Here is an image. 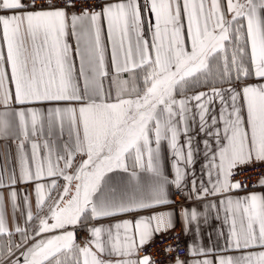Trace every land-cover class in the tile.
<instances>
[{"label":"snow or ice","instance_id":"1","mask_svg":"<svg viewBox=\"0 0 264 264\" xmlns=\"http://www.w3.org/2000/svg\"><path fill=\"white\" fill-rule=\"evenodd\" d=\"M257 166L264 0H0V264H264Z\"/></svg>","mask_w":264,"mask_h":264},{"label":"built area","instance_id":"2","mask_svg":"<svg viewBox=\"0 0 264 264\" xmlns=\"http://www.w3.org/2000/svg\"><path fill=\"white\" fill-rule=\"evenodd\" d=\"M264 171V166H257L253 168H245L240 176H237L236 179H242L243 177H249L247 183L250 185V189L252 190L259 186L257 181L259 180V173ZM174 199L184 202L181 195L178 193L174 196ZM82 238V232H77L78 241ZM179 245V251L173 252L171 255L165 253V248L169 245ZM145 253H151L153 259L155 260V264H164L172 260L175 256L179 255L180 257H184L187 254L186 241L184 232L181 228H176L174 231H170L168 233L162 234L154 239L148 246L144 248Z\"/></svg>","mask_w":264,"mask_h":264},{"label":"crops","instance_id":"3","mask_svg":"<svg viewBox=\"0 0 264 264\" xmlns=\"http://www.w3.org/2000/svg\"><path fill=\"white\" fill-rule=\"evenodd\" d=\"M202 90H204V89H202ZM181 139H183V138H181ZM167 157H168V159H167V163H166V170L168 171V173H169V175H170V178H171V176L173 175V170H172V168H171V163H172V161H171V154H170V151L167 152ZM195 167H196L197 176H200V167H201V163L198 162V163L196 164ZM172 190L175 191L174 187H173ZM250 191H254V192H257V193H264V187L258 186V187H256V188L250 190ZM240 195H244V193H240ZM173 198H174V197H173ZM182 198H183V200H184V197H183V196H182ZM184 202H185V201H184ZM184 202H183V203H184ZM214 217H215V209H212V210H211V214H210V216H209L210 224H208V225H202V232L205 233V235H203V236H195V235H185V233H184L185 241H186V248H187V249H188V247H189L192 243H194V242H197V243L202 242V243H204L205 245H209V246H210V245L212 244V240L209 239L208 236H207L206 234H207V233H212V234H213V237H214V235H215V230H216V229H219V228H221V227H223L224 229H227V227H228L227 224H223L221 220H216V219H214ZM8 219H9V223H10V224H11V223L14 221V219H15V217H14L13 214H12V210H11L10 207H9V209H8ZM201 219H202V218H201ZM183 227H184V226H183L182 223H178L177 226H176V228H181L182 230H183ZM176 228H175V229H176ZM183 232H184V231H183ZM164 234H165V233H164ZM87 235H88L87 232H82V238H81V240H79V242L83 243V242H84V241H83V238H84V237H87ZM160 235H162V234H160ZM160 235H157L156 237H158V236H160ZM156 237H155V238H156ZM186 255H188V251H187V254H186ZM184 257H185V256H184ZM181 258H183V257H181ZM164 264H167V262L164 263Z\"/></svg>","mask_w":264,"mask_h":264}]
</instances>
